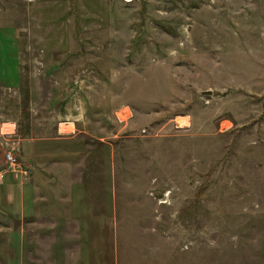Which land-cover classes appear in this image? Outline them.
<instances>
[{
    "label": "rangeland",
    "instance_id": "obj_1",
    "mask_svg": "<svg viewBox=\"0 0 264 264\" xmlns=\"http://www.w3.org/2000/svg\"><path fill=\"white\" fill-rule=\"evenodd\" d=\"M12 129L25 264H264V0H0Z\"/></svg>",
    "mask_w": 264,
    "mask_h": 264
},
{
    "label": "crops",
    "instance_id": "obj_2",
    "mask_svg": "<svg viewBox=\"0 0 264 264\" xmlns=\"http://www.w3.org/2000/svg\"><path fill=\"white\" fill-rule=\"evenodd\" d=\"M18 205V216L20 217V228L10 226L11 212H8V203ZM31 199L20 197L17 199L0 198V264H25L24 263V234L26 224L24 221L25 208H29ZM35 204V203H33ZM11 227V228H10Z\"/></svg>",
    "mask_w": 264,
    "mask_h": 264
},
{
    "label": "built area",
    "instance_id": "obj_3",
    "mask_svg": "<svg viewBox=\"0 0 264 264\" xmlns=\"http://www.w3.org/2000/svg\"><path fill=\"white\" fill-rule=\"evenodd\" d=\"M15 130L1 132L0 136L3 138H13L15 136ZM9 174L16 181L25 182L30 177V171L28 167H25L18 157V148L6 145L2 148V163L0 165V183L4 177Z\"/></svg>",
    "mask_w": 264,
    "mask_h": 264
}]
</instances>
